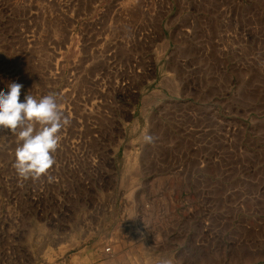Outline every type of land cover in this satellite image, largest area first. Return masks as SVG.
<instances>
[{
  "label": "rangeland",
  "instance_id": "1",
  "mask_svg": "<svg viewBox=\"0 0 264 264\" xmlns=\"http://www.w3.org/2000/svg\"><path fill=\"white\" fill-rule=\"evenodd\" d=\"M12 82L70 124L34 179L0 127V264H264V0H0Z\"/></svg>",
  "mask_w": 264,
  "mask_h": 264
},
{
  "label": "clouds",
  "instance_id": "2",
  "mask_svg": "<svg viewBox=\"0 0 264 264\" xmlns=\"http://www.w3.org/2000/svg\"><path fill=\"white\" fill-rule=\"evenodd\" d=\"M23 85L12 82L0 92V127L16 132L15 171L23 179L39 178L55 164L61 130L70 124L54 94L25 95ZM150 140L151 137H146Z\"/></svg>",
  "mask_w": 264,
  "mask_h": 264
},
{
  "label": "crops",
  "instance_id": "3",
  "mask_svg": "<svg viewBox=\"0 0 264 264\" xmlns=\"http://www.w3.org/2000/svg\"><path fill=\"white\" fill-rule=\"evenodd\" d=\"M121 243H123V241H121ZM131 245H132L131 242L127 243L125 241V244H124L125 248L122 250L125 252H128L129 249L127 250V248H129ZM102 248L103 246L99 243H94L93 245L82 246L74 253V255L72 256V259L68 261L67 264H102L104 263V261H102L104 259L103 258L104 254L107 256L109 255L105 253V251H103ZM113 252H115V249L113 250Z\"/></svg>",
  "mask_w": 264,
  "mask_h": 264
},
{
  "label": "built area",
  "instance_id": "4",
  "mask_svg": "<svg viewBox=\"0 0 264 264\" xmlns=\"http://www.w3.org/2000/svg\"><path fill=\"white\" fill-rule=\"evenodd\" d=\"M112 251H113V250H112V248H111L110 246H107V247L105 248V252L108 253V254H111Z\"/></svg>",
  "mask_w": 264,
  "mask_h": 264
},
{
  "label": "bare ground",
  "instance_id": "5",
  "mask_svg": "<svg viewBox=\"0 0 264 264\" xmlns=\"http://www.w3.org/2000/svg\"><path fill=\"white\" fill-rule=\"evenodd\" d=\"M122 258V257H121ZM128 262V261H127Z\"/></svg>",
  "mask_w": 264,
  "mask_h": 264
}]
</instances>
